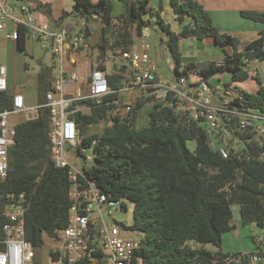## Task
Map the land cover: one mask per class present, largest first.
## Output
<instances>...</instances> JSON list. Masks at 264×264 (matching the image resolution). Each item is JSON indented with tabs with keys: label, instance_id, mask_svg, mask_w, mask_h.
I'll return each instance as SVG.
<instances>
[{
	"label": "trees",
	"instance_id": "trees-1",
	"mask_svg": "<svg viewBox=\"0 0 264 264\" xmlns=\"http://www.w3.org/2000/svg\"><path fill=\"white\" fill-rule=\"evenodd\" d=\"M12 1L28 4L43 20L50 19L54 27L71 17L75 25L83 21L80 32L90 36L92 26L97 25V48L101 55L111 53L119 59L123 53L134 50L137 37H144L145 29L152 26L150 17L166 36L175 75H194L208 81L229 73L232 84L224 88L235 94L230 108L264 115V86L260 77L254 78L259 86L257 93H248L236 85L250 78L248 66L252 62H264V30L241 50L240 41L220 33L210 14L196 0H169L175 21L182 28L179 33L162 17L164 0H160L158 10L150 7V0H115L123 8L117 16L113 0H74L71 12L63 13L57 20L52 18V5L45 0ZM241 16L264 26V11H242ZM75 25L68 27L72 34L76 33ZM187 38H213L223 59L206 65L186 61L180 41ZM17 45L18 50H26L24 28L20 29ZM122 72L124 69L115 75L108 74L112 93L102 103L79 101L75 105L89 107V112L75 113L72 118L80 129L82 148H90L93 156L91 167L83 171L82 181L87 179L102 192L111 194L113 200L121 202L122 212L127 213L132 205V225L116 222L123 231L141 237L137 256L143 258V264H252L253 256L259 257L258 264H264L262 247L246 254L222 250L223 236L235 229L233 204L240 206L244 226L264 229V137L256 138L250 129L236 131L244 145L238 153L232 150L225 159L211 150L204 125L195 123L185 108L173 105V100L153 102L152 97L139 101L127 118L116 116L101 134L91 135L92 127L108 121L110 111L118 108L124 84ZM52 78L51 69L43 67L38 75L39 105L45 103ZM12 98L0 92V112L10 109ZM148 103L152 104L149 125L139 128L138 111ZM50 152V114L48 108L42 107L36 118L16 125L8 177L0 183L1 210L8 204L9 194L25 193L26 240L35 249L43 246L45 236L58 242L59 232L67 226L70 216L68 171L55 166ZM260 242L261 245L263 241ZM208 244L217 247V251L206 249ZM51 256L57 260L60 253L52 251Z\"/></svg>",
	"mask_w": 264,
	"mask_h": 264
},
{
	"label": "built area",
	"instance_id": "built-area-1",
	"mask_svg": "<svg viewBox=\"0 0 264 264\" xmlns=\"http://www.w3.org/2000/svg\"><path fill=\"white\" fill-rule=\"evenodd\" d=\"M21 28L26 30V39L50 44L59 68L43 105L28 106L25 96L18 92L11 95L10 109L0 112V183L8 177L9 151L16 140V125L10 123V118L25 114L27 120L33 119L40 108H48L51 159L56 167L67 169L70 181V216L57 242L65 253V264H143V258L137 256L141 238L126 235L114 220L113 209L122 211L121 202L102 192L95 183L82 181L83 171L91 167L93 156L90 148H82L81 132L72 115L89 112V107L75 105L77 102L93 100L100 104L112 93L108 74L115 75L124 69L120 96L137 94L136 99H121L118 108L110 111L108 126L113 124L114 117L127 118L139 101L152 97L155 102L173 100V105L185 108L195 123L204 125L211 150L225 159L232 150L238 153L243 145L236 131L250 129L256 138L264 137L263 114L230 108L234 92L216 87L210 80L191 81L185 74L164 76L147 41L139 49L123 53L120 59L111 53L102 56L96 45V65L83 74L85 64L77 56L89 45V36L82 32L72 34L65 26L53 27L28 4L0 0V32L7 30L8 38L17 43ZM8 87V68L0 63V92L9 94ZM216 96L220 98L219 104L214 103ZM261 156L264 159V152ZM104 210L108 211L109 221L103 217ZM25 217V193L9 194L8 204L2 210L0 204V218L4 219L0 223V264H35V248L26 240ZM262 245L264 242L259 247ZM258 262V256L251 257L252 264Z\"/></svg>",
	"mask_w": 264,
	"mask_h": 264
},
{
	"label": "rangeland",
	"instance_id": "rangeland-1",
	"mask_svg": "<svg viewBox=\"0 0 264 264\" xmlns=\"http://www.w3.org/2000/svg\"><path fill=\"white\" fill-rule=\"evenodd\" d=\"M15 5H20L18 2H14ZM114 15L121 14L123 11L122 5L119 2H114ZM74 0H52V18H58L63 13H70L73 9ZM168 18V17H167ZM169 19V18H168ZM148 20H151L152 24L155 23L150 17ZM170 20V19H169ZM50 24L52 21L49 19ZM172 22V20H171ZM70 24H74V21L71 17H67L64 22L65 27H69ZM179 30L180 26L178 23H172ZM76 33L80 32V29L83 27V21L78 22L74 26ZM96 32V31H95ZM99 35V33L97 34ZM146 39L154 46L155 53L157 55L158 63L165 68L168 73L173 72L175 62L172 60L171 63L166 61V56L170 58V53L166 46V36L163 32L157 27H151L150 36ZM95 40V38H94ZM91 42L93 38H91ZM16 42L9 40L4 43L3 39H0V63L5 64L9 70V75L13 77L14 82L17 85V89H24L27 94L30 96V104L35 105L38 103L37 88L38 87V75L41 72L43 67L51 69L52 77L54 78L58 74L59 63L56 58H54L51 46L49 43L36 41L33 39H27L26 41V50L19 51L16 47ZM199 47L200 57H205L207 52L204 51V47L201 45L200 41L194 39H186L182 41L180 50L182 53L189 54L190 52H196V47ZM211 51V60L217 59V55L220 56L221 50H216L209 48ZM208 49V51H209ZM218 51V52H217ZM174 74V73H173ZM171 74V75H173ZM191 81H196L194 75L190 76ZM52 78V79H53ZM231 75L229 73L220 75L219 77H213L210 79V82L216 87L225 86L226 84H232ZM239 88H243L246 92L254 94L255 88H258L256 81L252 80V77L241 84H236ZM243 86V87H242ZM233 88V87H232ZM16 93V92H15ZM226 100L229 99L228 96L224 97ZM155 102L154 100H152ZM215 104L220 103L219 96H216L214 99ZM152 110V104H145L142 109L138 111L136 125L139 128H146L149 125V113ZM26 115L21 114L19 117L12 116L10 118V123L12 125H18L26 121ZM108 126L107 121H104L102 124L95 125L92 127L91 135L101 134L103 130ZM244 145V142H242ZM233 212V225L236 224L237 231H230L223 236L222 241V250L226 253L235 254V253H254L257 251L256 242H264V229L259 228L256 225L244 226L241 223L240 218V206L238 204H233L231 206ZM114 211V220L118 223L124 222L126 225H132L133 223V207L130 205L128 212L117 211L115 208ZM103 217L106 221H109L108 211H103ZM238 232V234H237ZM126 235H131L133 237L141 238L137 233L127 232ZM206 249L215 252L217 247L212 244L205 246ZM52 251H61L62 257L58 260H55L51 256ZM36 253V264H64L65 253L60 250L58 244L48 238L44 237V244L40 248L35 249Z\"/></svg>",
	"mask_w": 264,
	"mask_h": 264
},
{
	"label": "crops",
	"instance_id": "crops-1",
	"mask_svg": "<svg viewBox=\"0 0 264 264\" xmlns=\"http://www.w3.org/2000/svg\"><path fill=\"white\" fill-rule=\"evenodd\" d=\"M45 1L49 2L52 5V0H45ZM98 1L99 0H93V2H95V3ZM113 1L118 2L115 0H113ZM196 1H198L204 7V9L210 14L213 25L218 29V31L220 33L227 34V35L232 36V37H234L240 41V43H241L240 49L241 50L244 48V46L246 44L257 39L259 34L264 30V26L262 24L251 21V20L244 19L241 16L242 11H264V0H196ZM9 2L14 3L12 0H9ZM114 5H115V3H114ZM150 7L153 10H158L160 7V0H150ZM161 14H162V17L165 19V21L167 23H170L173 31H175L176 33L181 32L182 28L180 25H179L180 29L178 30L175 27V25L172 24L173 22L174 23H177V22L175 21V16L173 14L169 0H164L163 11ZM117 15H119V14H117ZM117 15H115V16H117ZM41 18L45 19L42 15H41ZM58 18H54V19L57 20ZM46 19H48V18L46 17ZM171 20H172V22H171ZM63 26H64V23L63 24H56V27H63ZM155 26H156L155 24H152V26H150L149 28H146L144 31V37H137L134 50L139 49L140 44L143 41L149 42L146 39V37L150 36V29H151V27H155ZM98 33H99V35H97ZM99 37H100V29H99V27H97L96 32L93 31L92 35L89 36V45L86 48H84L77 56V59L79 61H81L83 64H85L84 68H83V74H86L88 71H90V69L92 67H95V65H96V62H95L96 48L95 47L97 45ZM1 38L3 39L4 43H6L7 40H9V42H10V39L8 38V31L7 30L0 32V39ZM91 38H93L94 42H91ZM94 38H95V40H94ZM187 39H194V38H187ZM184 40H186V39H182L180 41V46L182 45V41H184ZM26 41H27V39H26ZM200 43L205 48L204 51L207 52V55L205 57H200L199 47L197 46L196 52H190L189 54L182 53L183 58L186 61H194L196 63L206 65V64L211 63L213 61L214 62L215 61L220 62L223 59V54L220 53V56L217 55V59L211 60V51L209 48L221 50L220 46H218L215 43V40L213 38H207L203 41H200ZM151 46H152V52H151L152 58L154 61H156L158 63L157 55L155 53V48L152 44H151ZM16 47L18 50L17 44H16ZM208 49H209V51H208ZM166 61L168 63H171L172 58L171 57L169 58L167 55ZM159 67H160L161 73L166 77H168L174 73V72H171V74L168 73V71L165 68H163L160 64H159ZM173 70H174V68H173ZM248 71L250 73V76L252 77V80L255 81V79H254L255 77H260V79L263 83V86H264V62H252L248 66ZM198 80H200V79L198 78ZM239 84H241V83H239ZM8 85H9L8 88H9V94L10 95L13 96L16 93L21 92L25 96L26 103L28 106L34 107V106L39 105V103H37L35 105L30 104V96L24 90L25 88L21 89L22 91H20L19 88L17 89V85L14 82L12 75L11 76L9 75V70H8ZM36 88H37V86H36ZM258 88H259V86H258ZM258 88H255L254 93H257ZM241 89H243V88H241ZM136 98H137V94L131 95V94L126 93V94L121 95V99L124 101L130 100V99H136ZM234 225H235V229L233 231H237L236 224H234ZM237 234H238V232H237ZM255 242H256V247H259L261 242L260 241L257 242L256 240H255ZM58 247L60 250L63 251L60 244H58ZM262 249L264 250V245H262ZM53 252H56V251H53ZM58 252L60 253V258H61L62 253H61V251H58Z\"/></svg>",
	"mask_w": 264,
	"mask_h": 264
},
{
	"label": "water",
	"instance_id": "water-1",
	"mask_svg": "<svg viewBox=\"0 0 264 264\" xmlns=\"http://www.w3.org/2000/svg\"><path fill=\"white\" fill-rule=\"evenodd\" d=\"M92 27H93V31L95 32V31L97 30V25H93ZM66 149H67V150H70V146L67 145V146H66Z\"/></svg>",
	"mask_w": 264,
	"mask_h": 264
}]
</instances>
